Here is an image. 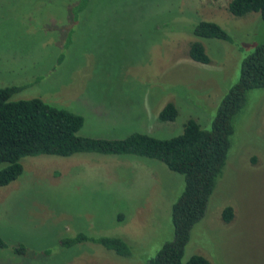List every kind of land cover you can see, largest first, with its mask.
Listing matches in <instances>:
<instances>
[{
	"label": "rangeland",
	"instance_id": "obj_1",
	"mask_svg": "<svg viewBox=\"0 0 264 264\" xmlns=\"http://www.w3.org/2000/svg\"><path fill=\"white\" fill-rule=\"evenodd\" d=\"M229 0H0V86L11 99L39 98L78 113L77 134L119 138L133 131L167 138L187 118L209 128L242 58L264 42L258 12L229 13ZM230 37H196L199 20ZM207 63L190 59L191 41ZM172 102L177 115L159 121ZM264 86L250 89L232 117L221 174L203 216L192 225L181 261L264 264ZM22 172L0 187V264H147L172 239L170 208L183 180L160 161L75 153L20 158ZM229 205L232 218L220 219ZM81 232L118 236L120 256L97 243L64 247ZM22 245L24 250L14 251Z\"/></svg>",
	"mask_w": 264,
	"mask_h": 264
},
{
	"label": "trees",
	"instance_id": "obj_2",
	"mask_svg": "<svg viewBox=\"0 0 264 264\" xmlns=\"http://www.w3.org/2000/svg\"><path fill=\"white\" fill-rule=\"evenodd\" d=\"M87 0H80L75 11ZM226 9L235 16L258 12L264 21V0H229ZM196 37L230 40L228 34L211 20H199L191 28ZM187 56L197 62L207 63L202 44L191 41ZM264 86V42L245 55L239 65L237 80L221 97L209 128H201L192 118H187L181 132L159 138L133 131L119 138H101L77 134L83 123L80 114L42 101L39 98L11 99L14 85L0 86V187L13 181L22 172L20 158L40 154L67 157L75 153L133 155L154 159L167 169L182 176L183 187L172 203L170 219L173 236L164 242L147 264H211L199 254L181 261L190 228L204 213L222 167L232 133V117L245 103L250 89ZM177 115L175 105L167 101L157 113L159 121H172ZM264 125V120L262 121ZM233 212L229 205L220 212V219L228 223ZM80 241L97 243L120 256L129 255L127 243L118 236H88L78 232L74 236L59 238V243L70 246ZM0 246L5 243L0 239ZM22 245L14 251L21 252Z\"/></svg>",
	"mask_w": 264,
	"mask_h": 264
}]
</instances>
